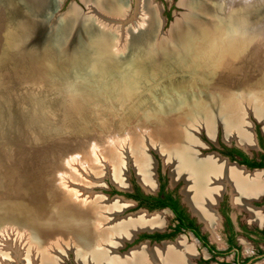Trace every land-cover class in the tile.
<instances>
[{
	"label": "bare ground",
	"instance_id": "6f19581e",
	"mask_svg": "<svg viewBox=\"0 0 264 264\" xmlns=\"http://www.w3.org/2000/svg\"><path fill=\"white\" fill-rule=\"evenodd\" d=\"M13 1L18 6L17 8L13 7ZM36 1H40L39 8L37 7L40 9L43 0ZM51 1L52 0H47L45 2L51 7L52 11V5L56 6L58 0H54L52 4ZM80 1L86 5L84 1ZM89 1L98 8V11H106L108 15H122V12L126 14L128 11L127 1L125 0ZM258 1L259 0H180L178 6H181L185 10V13L176 16L170 22L168 29L164 33H160L158 31L160 21L157 16L158 8L156 4H154L152 0H136L135 4L138 9V14H141V21L136 24H130L127 27L128 30H125V32L127 33L128 48L122 49L124 52L118 54L114 47L115 42L113 33L115 31L113 30L118 32V30L121 29L122 31L119 32L120 35L123 36V29L126 26L124 24L120 25L121 28L109 24L110 28H107L102 23L96 21V18L93 20L87 17L88 11L85 13L79 12V7L72 3L68 6V9L74 8L78 12V15L75 21L72 16H70V23L72 25L74 22V25L71 30H69V36H67L68 21H61L59 25V20L55 24L45 21V16L51 11L39 13L31 10L28 6L31 5L32 0H12L11 2L9 0H0V57L5 56L7 43L4 44L2 39L3 33H5V30L9 27L7 22L2 23L1 21L2 18L6 19V16H8L10 21H12L10 24L13 29L16 30L17 34L23 29L25 30L21 35H24L26 30L35 33L34 30L37 29L38 31V29L41 28L39 25H44L43 31L47 30V32L42 35V45H52L55 47L63 46L62 49H64L65 55H63V53L59 55L57 50L59 47H57L55 51L57 57L66 59L67 61L66 63H60L61 61L58 63L55 55L56 58L53 56L55 61L50 59L49 56L45 57L42 55V59L36 61L35 58V60L31 58L30 63L27 64L15 61L16 63H12L13 67L11 69H9L10 67L7 66V64H4L5 66L2 65V62L0 68L2 70L4 68L11 73L31 72L35 74L40 73L45 76V80L48 82L47 85H41L37 90H34L32 87L28 94L25 95L30 98V109L31 106L34 108V110H30V115L43 114L45 116L43 121H50L51 124H49L51 128L54 126V130L50 129L52 132L49 130L50 133L54 134L51 138H53V140L58 139L57 141H59L61 140L59 139L61 133L58 134L57 132H59L60 127L63 125L70 124L71 129L74 130V135H80L81 130L79 126L84 129L83 125L88 122L87 118L90 115L93 116L96 113L100 115L103 113L102 111L105 109L103 107L96 108L95 113L94 109L89 107L98 106V104H102L108 98L112 99L113 97L111 98V96L114 95L113 93L118 94V91H114L117 86L112 84L111 80L119 72L126 78H129L130 75L139 76L135 78V81H130V78L127 79L126 81L128 83L122 84L126 86L119 87L118 90L120 88L124 89V87H129V85H136V81H146V78L149 76H153L151 81L155 80V82L160 81L161 83L164 80L165 82L167 81L160 85V88L169 90V87H167L168 84L176 83V80L173 78L169 79L168 77H158L155 76L154 73V71L159 68V65L161 66L166 62L162 58V60L158 59L159 56L166 53L182 56L184 53L188 54L190 52L188 55L191 57L194 53H205L208 50L205 51L204 49L211 48L212 46L216 49L221 46L219 48V54L220 52L222 53V46H231L227 42H229V35L232 33L225 30L227 29L226 21L233 23L227 27L230 30L233 28L236 32H239L241 36V38L238 37L240 42L246 39L247 42L241 43L250 46H235L238 49H233L234 46H232L231 49L235 51L234 53H229L226 48L223 55L221 54L220 65L223 63L222 60L236 56L243 57L247 55V51L250 50L247 58L245 59L243 57V62L246 61L245 63L249 65H257L258 70L260 67H264V46H252L254 45V40L249 39V36H257L264 33V19L256 26L258 23L257 20L253 21V23L242 16L244 15L251 18L253 16L257 17V14L264 10V0L260 3ZM26 8L29 16L28 19H24L20 14L21 10ZM65 13L66 12L60 14L59 19L63 17ZM122 17L124 18V16ZM30 20H32L31 23H33V25L30 29H27L30 27ZM90 24L92 25L90 26ZM108 29L113 31V33L108 32ZM258 29L261 30L257 31ZM223 30L225 31L223 32ZM159 33L164 40L160 39V42L155 46L163 44L164 46L162 48H164V50L154 53L148 47H145L144 43L145 40H157ZM219 33H222V35H219ZM111 34H113L112 37ZM131 35L132 39L130 40ZM178 36L179 38L177 39ZM176 39L180 41V43L177 42ZM222 39L223 42L226 43L223 44ZM196 42H198V44H195ZM69 45L73 46V48L71 52L67 54L66 49ZM166 49H172L173 52H167ZM135 51H138V53L135 54ZM78 53L81 54L75 55ZM238 62H240V58ZM138 63H142L146 66L141 70L131 71V65L136 66ZM206 63L207 61L202 63V66H204L200 72L202 73V75H200L202 79L203 77H211V75L209 76V74L205 72L208 68ZM244 66L246 67L245 73L241 72L242 76H238V79L234 77V79H236L238 83L245 82L243 84L245 86L240 84V88L243 89L245 95L243 94L244 96H242L237 94L239 97L237 98L236 95V97L234 96L235 93L232 94L231 100H234L232 105L225 107L226 105L224 104L225 106L223 107L224 101L222 102V96L220 95L222 92L218 93L212 91L211 93L206 92L205 94L197 92L195 96L185 98L187 102L186 107L181 108V111L176 113L175 111L178 110V108L175 107L174 100H178L180 96L173 97L168 94L164 96L165 99H173H164L163 103H159V108H156L154 113L150 112L154 114V118L152 119H155L151 121L152 123L150 122L152 126H150L152 139L148 141L147 137L144 139L141 137L144 142L141 141L142 143H140V138H138L134 140L133 144L131 141L130 148H128L131 150H128L129 152L127 151L128 158L131 157L133 159L134 172L136 171L135 174H137L140 183L146 190H151L154 187L146 149L151 146L156 151H160L163 156V161H165L166 165H169L172 180H176L178 177L184 179L185 182L182 188L186 196V199H184L186 202H190L192 208L200 210L201 214L205 216L207 221L205 226L210 229L212 238L217 235L216 227L212 223L209 216L210 214L206 209L212 202L213 196L219 193L221 187V190H223L224 185L229 184L230 191L233 192L232 194L237 203H241L242 195V197H251L258 196L260 193L264 192V173L262 171H243L233 165L221 162L217 157L212 155L199 156L196 152V147L200 144L194 136V131L200 127L212 137L214 127L217 125H221L222 127L223 125L224 138H233L237 144L242 145L243 148H249L253 145L247 125L242 121L243 117L240 108L243 107L245 101L247 102V106L244 108L247 112L254 107L253 103L251 104L250 101H253L254 98L255 100L257 99L256 96L253 97L252 85L262 83L264 77H260V72L257 74V71L246 73L247 66ZM183 67L184 66L181 67L178 64L174 66V69L178 71L180 68L184 69ZM131 86L128 88V94L133 93L129 90ZM140 89L144 90V87L140 86ZM227 92L228 91L223 92V95ZM229 93H232V91ZM214 94L217 95L219 100L213 97ZM260 95V98H258L260 101L256 102L259 112L258 115L256 114L257 116H254L253 113L255 112L250 113L261 123V130L264 135V91L260 92ZM127 96L130 97L129 95ZM236 99L242 100V104L236 102ZM185 101L184 99L181 100L180 104H185ZM9 106L12 107L13 105L6 104V107ZM71 108H73V110ZM99 109L101 110L97 111ZM129 110L127 113L125 112L126 116L131 115ZM112 112H114V110ZM171 114L174 115L172 116ZM32 115L30 119L31 117L33 118ZM156 116H158V118ZM109 121L111 120L101 123L102 125H108L110 124ZM13 131H15V134L12 136L10 142H17L16 140L20 139L19 134L21 130L17 131V128H14ZM56 133L57 135H55ZM85 139L82 140L83 142L80 140L79 142H73L71 146L77 147V144L84 143L86 141ZM5 141L9 140L5 139ZM112 155L113 157L110 154V160H108L112 164V166H109L112 168L111 175L117 183L123 185L124 174L126 173L123 172V167L121 168L122 160L120 163L117 161L118 157L116 158L115 154ZM120 168L122 169L121 172ZM10 173L11 175L9 174L8 177H18L14 168ZM99 174L104 175L102 173ZM220 180L221 184L219 182ZM120 185L118 186L120 187ZM94 186H97V184ZM94 186H91V188ZM76 190L78 195L75 199L63 193L64 195H62L61 207L59 209H56L57 202H55V198L57 197H54L53 194H51V196L47 194L44 198L40 199L38 203L35 202L36 204L33 203V206H29L25 211L28 215L25 217L22 215L18 217L31 221L23 224H15L10 221V224L6 226L8 228L6 232H8L7 230L9 229L10 232H18L17 237L20 239L22 238L21 240L29 239L28 241L35 243L33 245L28 243L27 245L30 246L34 252L39 254L38 256L40 258L37 264H58V261L55 260L56 256L50 253L53 246L56 248L59 246V254H67L68 251L72 252L74 261L77 264H190L188 263V258L192 254V248L184 245L183 238H180L179 241L173 245L167 243L150 247L147 243H142L124 254H118L116 250L124 236L130 237L137 229H155L162 227V224L166 222V212H154L152 214L137 213L132 216L118 217L120 210L127 207L129 203L126 205V203H122L121 199L111 200L106 203L107 200L102 201V197L92 196L90 194L92 191H89V193L83 191L84 193L81 194L82 191L78 190V188ZM37 193L42 194L44 192L38 190ZM5 194L3 190L0 191V196ZM35 195L38 197V194ZM27 196L30 197V194L26 195V197ZM31 196H33V193ZM4 198H7L9 201V199L15 198V196L11 193H7ZM16 201L19 200H15V202ZM12 203L14 204V202ZM15 204L10 211L7 210L6 214L9 215V213H13L17 209V211L22 210L21 207H18V204H21V202H16ZM27 206L28 202L26 201V204L24 206L22 205V207L26 209ZM33 207L35 208L34 210ZM5 216L7 217V215ZM43 217L53 222H43L40 220ZM4 232L3 230L0 231L1 242V237L4 235ZM56 241H59V243H56ZM19 243H21V241H19ZM13 245L11 250L14 253V258H17L20 254H23L22 257H27L22 251L19 252L21 249L17 247L18 245ZM0 254L4 258L8 256L3 243ZM27 258H29V256ZM1 261L3 262V259Z\"/></svg>",
	"mask_w": 264,
	"mask_h": 264
},
{
	"label": "rangeland",
	"instance_id": "374dc122",
	"mask_svg": "<svg viewBox=\"0 0 264 264\" xmlns=\"http://www.w3.org/2000/svg\"><path fill=\"white\" fill-rule=\"evenodd\" d=\"M9 1L11 2L12 0ZM45 1L47 0H43L42 7L40 9H38L39 8L38 6L40 5V1H36V0H32L31 5L28 7H30V9L35 12L47 13L51 11V7H49ZM53 1L54 0L51 1V4ZM82 1H84L86 5L82 3L80 0H58L56 5L57 9H55L52 12L51 16L49 17L48 20L49 23L51 22L55 24L58 15L66 12L65 15L59 19L58 25L61 21L67 20L68 27H67L66 35H68V33L70 32L69 30H71V28L74 25V22L72 23V25L70 23L71 21L70 16H72V18L75 21V18L78 15V12L74 8L68 9V6L74 3L77 7H79V12L85 13L88 11L87 17L93 20H95L96 18L97 19L96 21L102 23L107 28H110L109 24L115 27L118 26L119 28H121L120 25L122 24L126 25L123 29L124 31L123 36L120 35V32L122 31L121 29L118 30V32L112 29L113 31H115L114 33L113 31L108 29L109 30L108 32L114 34V36L113 34H111V37L112 36L114 37V42L116 44V45L114 44V47L116 53L118 54L123 53L124 52L123 50L128 48L127 33L125 32V30H128L127 27L130 24H136L137 22L141 21L140 19L141 14H138L137 11L138 9L135 4L136 0H125L127 1L126 4L128 5L127 8L128 11L126 14L122 12V15L121 14L108 15L106 11H102V12L98 11V8H96L89 0H82ZM152 1L154 2V4H156L158 8L157 16L159 17V21H160L158 31L160 33H164L168 29L170 22L176 16L185 13L184 12L185 10L181 6H178L180 0H152ZM262 1L263 0H259L258 2L260 3ZM13 7L14 8L18 7L14 1H13ZM20 14L24 17V19L29 18L27 8L22 9ZM122 16H124V18ZM242 16L243 18L245 17V19H248L252 22L257 20L258 23L256 24V26H258L259 23L264 19V10L261 13L257 14V17L253 16L251 18L244 15ZM6 19L2 18L1 21L2 23L7 22L8 23L7 25L9 27L7 30H5V33H3L2 31L3 33L2 40L4 44L7 43L6 45L7 47L5 48L6 49L5 56L0 57V64L3 62L2 65L7 64V66L10 67L9 69H11L13 67L12 63H14L15 61L18 63L27 64L30 63L31 58H33L32 60L36 59V61L42 59L43 58L41 57L42 55H44L45 57L49 56L50 59L55 61L54 59L57 57L55 49L57 48H51L49 46L42 45V41L39 40V37L31 35L29 34V32L28 33L25 32L24 35H21V33L25 29H23L17 34L16 30L13 29L12 25L10 24V22H12L10 21V18L6 16ZM31 22L32 20H30V27L27 29H30L32 27L33 23ZM226 22H227L226 23L227 26L233 24L232 22L230 23L228 21ZM91 25L92 24H90V26ZM227 26H226L227 29L225 30L229 33H232L231 35H229V40H228L229 42H227L231 46H222L221 49L222 53L220 52V54H219V50H220L219 48L221 46H219L218 49L212 46L211 48L204 49L205 51L208 50L205 53L202 52L194 53L193 55H191V57L188 55L190 52L188 54L184 53L182 56H175L173 54H168V53L159 56L158 59L162 58L166 62L163 63L164 65L163 64L161 65L162 67L159 65V68H157V70H155L154 73L155 76L158 77L160 76L163 78L168 77L169 79L173 78L176 80V83L174 82L168 84L167 87H169L170 91L166 88L163 89L160 88V85L166 83L167 81L165 82L164 80L162 83L160 81L155 82V80L151 81L153 76L152 77L149 76L148 78H146V81L140 80L135 82L136 85L133 86L129 85V87L131 86L129 90H131V92L133 93L128 94L127 91L129 87H124V89L120 88L119 90L118 88L126 86L122 84L124 83L127 84L128 82L126 80L129 78L130 81H135L136 80L135 78L138 77L139 75L138 76L130 75L129 78H126L119 72L111 80L112 84L117 86L114 91L115 92L118 91V94L113 93L114 95L111 96V98L113 97L112 99L108 98L102 104L100 105L98 104V106L95 105L94 107H89L91 109H94V113L96 108L103 107L105 108L104 111H102L103 113H101L100 115H98L97 113L94 114L93 116L90 115L91 117L89 116L87 118L88 122L83 125L84 129L81 126H79L81 130L80 135L82 136L74 135V130L71 129L70 124L63 125L62 127H60L59 132H57L58 134L61 133L59 137V139L61 140L59 141H57L58 139L54 138L55 140H53V138H51L54 134L50 133V131L54 130L53 128L54 126H52L51 128L50 121H46V120L43 121V118H45L43 114H36V115L31 114L33 118L31 117L30 119L31 116L30 110L31 109L34 110V108L31 106L30 109L29 106L30 98L27 97V95L25 94H28L29 90L32 87L34 90H37L41 85L42 86L47 85L48 82L47 80H45V76L40 73L35 74L31 72L11 73L10 71L4 68L3 70L0 68V157H1L0 158V162H1L0 191L3 190V192H5L6 194L11 193L15 196V198L9 199V201L7 198H4L6 194L0 196V218H3L4 214L7 213V210L10 211L12 209V206L16 202H21V204H18V207H21L22 210L17 211L18 210L17 209L13 213H9V215L7 216L10 218V221L14 222L15 224L27 223L28 221L31 220L20 219L18 217L19 216L21 217V215L24 217L28 215L25 213V211L29 208V206H33V203L34 204L38 203L39 200L44 198L47 194L48 196L49 194L50 196L51 194H53L54 197H57L55 198V202H57L56 209H59L61 207V201H62L61 198L62 195H64L63 193L67 194V196L70 195V197L75 199L78 195V192L76 190L77 188L78 190L82 191L81 194L84 193L83 191H85V193H89V191L90 192L92 191L90 193L92 196L102 197L103 199L102 201L107 200L106 203H108L111 200H117V199H121L122 203H126V205L130 202L127 207H124L122 210H120L118 217L132 216L137 213L150 214L154 212L156 213L165 212L164 210L161 211L152 210L146 212L142 206L136 205L135 201L132 200L127 195L129 192H131L132 190L131 187L133 186H136L140 191L154 192V189L145 190L141 186L142 184L140 183L137 174H135L136 171L134 172L135 168L132 162L133 159L131 157L128 158L127 151L131 150L128 149L130 148L129 146L131 141L133 144L134 140H137L138 138H140V143L144 142V140L142 139L146 137L148 141L149 139L150 140L152 139L151 137L152 126L150 122L153 120L152 118H154V114H151L150 112L154 113L155 112L154 110L156 108H159L160 105L159 103L160 102L163 103L165 99L164 96H167L168 94H170V96L173 97L180 96L178 100L176 99L174 100L175 107L178 108V110L175 111L176 113L181 111V108L186 107L187 102L185 101V98H191L195 96L197 92H199L200 94H205L206 92L211 93L212 91L218 93L222 92V94L220 93V95L222 96V102L224 101L223 107L225 105H226L225 107H227L232 105L234 102V100H231L232 94L235 93L234 96L235 95L237 96V94L242 96L245 95L243 89L240 88V84L243 85L245 82L238 83L236 80L239 78L238 76L240 77L242 76L241 72L245 73L246 67L244 65L247 66L246 73H253L257 71V74L260 72L259 73L260 77H264V67H260L258 70L257 65H252V64L249 65L245 63L246 61L243 62L244 58L245 59L247 58L249 54L248 52H250V50L247 51V55L243 56L244 58L242 56L227 58L225 60H222L223 63L222 65H220L221 54L223 55L224 50L226 48L229 53H234L235 51L233 49H238L235 46H241L244 45L241 42H247L246 39L240 42L238 38V37L241 38L239 32H236L233 28L230 30L228 29ZM225 30H223V32ZM260 30L261 29H258L257 31ZM160 33L157 40L155 39H153L152 41L145 40L144 43L145 47H148L154 53L156 51L159 52L160 50H164V48H162L164 46L163 44L160 46H155L156 44H158V42H160V39H162ZM222 33H219V35H222ZM249 37H250L249 39L254 40V45L252 46H264V33L259 34L257 36H249ZM178 38L179 36L177 37V39ZM131 39H132V35L130 36V40ZM177 42L180 43V41L178 40ZM222 43L224 44L226 42H223L222 39ZM195 44H198V42H196ZM151 46H153L156 49V51L152 50ZM232 46H234L233 49H231ZM244 46H250V45H244ZM71 50L72 49L67 50V54H69ZM168 51L173 52L172 49L167 50V52ZM137 53L138 51H135V54ZM79 54L81 53L75 55H79ZM58 58L60 57L56 58V61L58 63L59 61H61L60 63L67 62L66 59H61V58L58 59ZM239 58H240V62H238ZM206 61L208 68L206 69L205 72L208 73L209 76L211 75V77H203L202 79L200 77L202 73L200 72L202 70V67H204L202 66V63H205ZM138 64H136V66L131 65L132 68V69L130 68L131 71L141 70L146 66L142 63L141 64L138 63ZM178 64L181 67L184 66L183 67L184 69L180 68V70L176 71L174 69V66ZM172 75H176V76H172ZM234 77L236 79H234ZM140 86L144 87V90L140 89ZM226 91L228 92L224 93V95H226L224 96L223 92ZM231 91L232 93H229ZM262 91H264V81H262V83L252 85V94L254 93L253 97L256 96L257 99L255 100L254 98L253 101L249 100L251 104L253 103L254 105V107H252L253 110L250 108L251 110L247 112V110L244 108L247 106L246 101L245 102L243 101L244 102L243 107L240 108L241 110L240 112H242V117H243L242 121L244 122V124L247 125L248 131L251 135L253 146H250L249 148H245V147L243 148L242 145L237 144V142L233 138H224L223 125L222 127L221 125L216 126L212 134V137H214V139H211L212 137L209 136L206 133V131H204L201 127L199 129L197 128L194 131V136L198 142H201L199 143L200 146L204 145L205 143L206 146L204 147L209 148L211 145H213L215 146V148H218L220 147V145L217 142L219 140L227 145L229 144L236 145L242 148L248 154L258 155L260 152H263L264 135L261 130L260 122L254 118V116H257L259 113L256 102L260 101V99L258 98H260L261 96L260 92ZM127 95H129L130 97H128ZM213 97H215L216 100H219L217 95L214 94ZM237 98L239 97L237 96ZM168 99L172 100L173 98H166L165 100ZM183 99L186 103L180 104L181 100ZM236 102L241 103L242 100L236 99ZM6 104L7 105L12 104L13 105L12 107L9 106L12 110L9 107H6ZM5 107L8 110H6ZM71 109L73 110V108ZM5 110L9 112H6ZM100 110L101 109L97 111ZM113 110L114 112H112ZM128 110L130 111L131 114L130 116L125 115V112L127 113ZM250 112L251 113L255 112L253 113L254 116ZM171 115L173 116L174 114ZM156 117L158 118V116ZM108 120H111L109 121L110 124L102 125L104 121H108ZM10 124L13 125L11 126ZM14 128H17V131L21 130L19 134L20 139L16 140L17 142L15 141L10 142L12 136L15 134V131H13ZM57 133L55 135H57ZM5 139H8L9 141H5ZM83 139L86 140L84 143L77 144L78 145L77 147L71 146L73 142H79V140L83 142L82 141ZM259 140L262 143V145L259 144ZM254 141L257 144H255ZM157 151L151 146H149L146 149L147 159H148V163L150 164V170L152 172V177L154 181V187L156 186L158 170L159 169L161 170V173H163L162 175H165V173L169 175L168 170L170 169L169 165H166L165 161H163V156L160 153V151L159 150ZM110 154L112 157H113L112 154H115L116 158L118 157L117 161H119L120 163L122 160L121 168L123 167V172L126 173L124 174L125 176H124L123 185L117 183L111 175L112 168H110L109 166H112V164L110 161H108L110 160ZM13 168L15 172H17L18 177L16 178L15 176L8 177L9 174L11 175L10 171L13 170ZM121 168H120V172L122 170ZM99 173H102L104 175H100ZM163 179H165L164 176ZM164 182L166 183V187L170 186L169 182H167L166 179L164 180ZM96 184L97 186H94ZM116 184L120 185V187ZM91 186L94 187L91 188ZM38 190H40V192L43 191L45 195L44 193L42 194L37 193ZM34 192L35 194H38V197L34 194ZM32 193L33 196H31ZM28 194H30V197L29 196L26 197V195ZM227 194H228L227 201L229 203V209L231 210L230 213L233 215V218L235 214L236 216H239V219H241L242 222H244L243 224H245V227H243L244 231L248 230L249 229L248 227L252 225H249L247 223L248 222L247 220H249L248 219L249 214L247 210L240 206L241 204H243V200H242L243 195L241 196L242 197L241 203H237L236 199L234 198L235 204H233L231 200L232 195L229 193V191ZM15 200H19V201L15 202ZM26 201L28 202V206L25 209L24 207H22V205L24 206L26 204ZM12 202H14V204ZM254 206L264 208L263 199L262 198L258 199V204ZM34 209L35 208L33 207V210ZM168 218H169L168 213H165L166 222ZM40 220L48 223L53 222L45 217L41 218ZM166 222L165 224H162L164 225L162 227L163 230L166 229L165 227L167 224ZM5 225L6 224L0 225V231L2 230L5 231L4 235L1 237L2 242L0 241V248H1L0 250H2V243H3L4 248L7 250L8 256L4 258L0 254V264H37L40 258L38 256L39 254L37 252H34V250L27 245L28 243H31V245L35 243L28 241L29 240L28 238H27L28 240L25 239L21 240L22 238L20 239L17 237L18 232H12V231L10 232V229L7 230L8 232H6V229L8 228ZM250 228H253V226ZM147 231L150 230L137 229L136 231L133 232L132 237L124 236L121 239L122 241L120 245L122 246L124 245V247L126 246L127 248L124 249L117 248L118 250L116 251L117 252L119 251V253L124 254V252H126L129 248H132L135 245L144 242V240H138L137 242H135L134 238L135 236H138L139 234ZM239 234L240 233H238V236ZM241 235L243 236L244 234L242 233ZM180 238L184 239L183 243L185 246H189L191 248V245L187 243L190 242L189 238L186 237V235L183 234L182 232L174 234L173 236H171L170 239H163L161 244L163 245L168 243L173 245L177 241H179ZM221 239H222V232H221ZM19 241H21V243H19ZM11 243L18 245L17 247H20L21 249L19 250V252L22 251V253H24L27 257L29 256V258L22 257L23 254H20L17 258H14L13 257L14 253L11 250V247L14 245ZM56 243H59V241L58 242L56 241ZM161 244L158 245L153 244V246L154 245L159 246ZM50 253L56 256L55 260L58 261V264H77L74 261L73 258L74 256L72 252L68 251L67 254L66 253L59 254V246H57V248L53 246L52 249L50 250ZM227 256H228L227 258H229L231 254ZM2 259L3 262L1 261ZM188 261H190V257L188 258ZM251 264H264V257L253 261Z\"/></svg>",
	"mask_w": 264,
	"mask_h": 264
},
{
	"label": "flooded vegetation",
	"instance_id": "af4514ba",
	"mask_svg": "<svg viewBox=\"0 0 264 264\" xmlns=\"http://www.w3.org/2000/svg\"><path fill=\"white\" fill-rule=\"evenodd\" d=\"M217 142L220 145L218 148H215V146L211 144L209 148L204 147L206 146L205 143L202 146L198 145L196 148L197 154L199 156L212 155L220 159L221 162L225 164L233 165L236 168L247 172H250L254 168H261L264 170V151L260 152L258 155H253L248 154L242 148L236 145H227L219 140ZM259 144L262 145L260 140ZM168 172L169 175L166 173L165 175H162L163 173H161V170H158L156 186L152 188L154 189V192L140 191L136 186H133L131 187V192L127 194L132 200L135 201L136 205L142 206L148 212L152 210H164L169 216L165 226L166 229H162L164 225L160 228H155V230L149 229L150 231L143 232L138 236H135V242L138 240H144L142 243H147L148 246H153V244L158 245L161 244L163 239H170L174 234L182 232L190 240V242H187L192 248L190 261H188L190 264H221V256L229 254L232 255L230 260L231 264H251L253 261L264 257V247L256 245L258 242H255L254 247H252V251L248 255L244 257L241 255V248L235 239L236 231L233 229L234 223L240 227L241 234L243 233L249 237L251 235H256V238L263 240L261 241L263 243L264 235L260 232H257L256 227L250 228L253 225L248 227V230L244 231L243 227H245V224H243L244 222L239 219V216H236L235 214L233 218V215L230 213L231 210L229 209V203L227 201V193L229 191V193L232 195L231 200L233 204H235L234 195L232 194L233 192L230 191L228 184L224 185L223 190H221L222 187L220 188L219 193L213 196L212 202L206 209V211H208L210 214L209 216L212 223L215 227H217L215 228L217 235H215V237L213 236L215 238L214 239L212 238L210 229L206 228L205 226V223H207L205 216L201 214L200 210L192 208L190 202L185 201L186 196L182 191L185 182L184 179L182 177H178L176 180H172L170 171L168 170ZM163 176L167 182H169V187H166ZM219 182L221 184V180ZM260 198H262L264 202V192L260 193L258 196H244L242 198L243 204L240 206L244 209L252 208L254 205L258 204V199ZM221 225L223 232L222 238L226 245L223 249H221ZM142 243L129 248L126 252L137 247L138 245H141ZM124 248L127 247H124V245H120L118 247V249ZM259 254L262 256L258 257L257 255Z\"/></svg>",
	"mask_w": 264,
	"mask_h": 264
},
{
	"label": "crops",
	"instance_id": "0c3cea01",
	"mask_svg": "<svg viewBox=\"0 0 264 264\" xmlns=\"http://www.w3.org/2000/svg\"><path fill=\"white\" fill-rule=\"evenodd\" d=\"M246 210L249 214V218H248L249 220H247L248 221L247 223L249 225H253V227H256L257 232H260L264 235V208L254 206L252 208H247ZM233 229L236 231L235 239H236L237 244L241 248V255L242 256H246L252 251V247H254L255 242H258V243H256V245H258L260 247H264V243L261 242L263 240L256 238V235H254V236L251 235L250 237L248 235L242 236L241 232H240V227L236 223H234ZM221 232H222V225H221ZM238 233H240L239 236H238ZM222 237H223V232H222ZM225 246L226 245H225L224 240L222 238L221 239V249H223ZM223 257H225V258H223ZM227 257H228L227 255L221 256V261H222L221 264H231L230 260H231L232 255L229 258H227Z\"/></svg>",
	"mask_w": 264,
	"mask_h": 264
},
{
	"label": "water",
	"instance_id": "95a60500",
	"mask_svg": "<svg viewBox=\"0 0 264 264\" xmlns=\"http://www.w3.org/2000/svg\"><path fill=\"white\" fill-rule=\"evenodd\" d=\"M55 9H57V7H56V6H53L52 11L49 12V13H47V15L45 16V19H46L45 21H48V20H49V17L51 16L52 12H53ZM59 15H60V14H59ZM59 15H58V17H57V21L59 20ZM47 19H48V20H47ZM57 21H56V22H57ZM39 26H40L41 28H39L38 31H37V29L34 30L35 33L30 32L29 30H26L25 32H27V33L29 32V34L32 33L31 35H34V36H36V37L41 36V37H39V40L42 41V38H43L42 35H44V33L47 32V30H44V31H43V26H44V25L41 24V25H39ZM44 29H47V28H44ZM49 29H50V28H49ZM50 30H51V29H50ZM52 31H53V30H52ZM37 35H38V36H37ZM71 35H73V34H71ZM67 36H69V35H67ZM42 42H43V41H42ZM49 47H51V48H57V47H59V49H57L59 55L62 54V53H63V55H65L64 49H62L63 46H56V47H55V46H49ZM65 47H66V46H65ZM67 47H68V48H67ZM67 47H66V48H67L66 50H70V49L73 48V46H70V45L67 46ZM151 47H152V50L156 51V49H155L153 46H151ZM61 56H62V55H61ZM62 57H63V56H62ZM260 126H261V123H260ZM215 128H216V127H214V130H215ZM212 132H213V131H212ZM211 139H214V137H212ZM254 143L257 144L255 141H254ZM255 170H259V171L264 172V170L261 169V168H254V169L251 170V172H253V171H255ZM145 211L148 212L146 209H145ZM5 215H8V214H4L3 218H0V225H2V224H6L5 226H8V224H10V223H9V222H10V218H9L8 216L6 217ZM5 226H4V227H5ZM132 235H133V234H131V237H132ZM161 242H162V241H161ZM257 256L259 257V256H262V255L259 254V255H257ZM249 261H250V260H249ZM249 261H248V262H249ZM74 263H75V262H74Z\"/></svg>",
	"mask_w": 264,
	"mask_h": 264
}]
</instances>
